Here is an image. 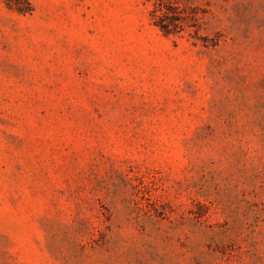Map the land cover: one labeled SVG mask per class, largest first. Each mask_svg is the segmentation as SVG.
<instances>
[{"label":"rangeland","instance_id":"374dc122","mask_svg":"<svg viewBox=\"0 0 264 264\" xmlns=\"http://www.w3.org/2000/svg\"><path fill=\"white\" fill-rule=\"evenodd\" d=\"M0 264H264V0H0Z\"/></svg>","mask_w":264,"mask_h":264}]
</instances>
